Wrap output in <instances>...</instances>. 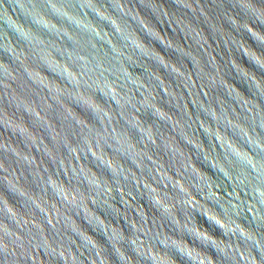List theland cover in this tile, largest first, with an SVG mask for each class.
Wrapping results in <instances>:
<instances>
[{
    "label": "water",
    "instance_id": "1",
    "mask_svg": "<svg viewBox=\"0 0 264 264\" xmlns=\"http://www.w3.org/2000/svg\"><path fill=\"white\" fill-rule=\"evenodd\" d=\"M55 2L58 3L57 11L61 14L67 6L80 3L85 9L90 8L98 13L101 19L91 11L88 12L87 18L72 14V18L82 26L81 29H76L73 25L61 23L52 16V19L61 24L52 28L50 35L47 30L37 28L27 16H31L39 23H47L50 28L54 22L39 15L36 9L31 10L27 0H21L24 13L17 6L16 0H0V7L6 8L7 13L11 14L0 17V227L19 232L16 223L19 222L20 228L27 229L35 225L45 234L49 231L55 239L63 240L66 249H71L72 256L68 264H128L123 248L132 256V264H151L150 261L140 257L146 255L150 239L157 233L166 245L180 247L197 260L200 255L198 250L189 248L182 238L168 236V229L172 230L168 214L159 216L158 212L155 213L144 198L149 195L144 185L147 184L157 193L166 192L174 202L179 197V192L172 191L169 181L173 184L178 182L179 187L190 193L193 201L199 203V211L210 217L213 214L207 203L209 198L215 203H222L230 198L232 190L227 181L207 168L203 159L220 168L223 156L220 155L219 145H216L217 137L225 148L229 143L234 147L239 146V143L247 147L239 137L251 132L245 124H249L252 120L253 128L255 122H258L261 129H264V99L259 100L261 106L258 107L261 109H258L252 104L254 101L246 97L257 99L255 88H259L261 90L259 94L264 95V82L250 72L253 71L264 77V71L256 68L243 57L242 53L236 51V48L241 47L249 57L254 55L241 39L247 41L258 52H262L261 55H264V46L253 41L247 32L234 29L225 19V14L235 15L241 22L247 19L243 10L235 5V0H177L182 7H179L175 0H64V7L59 5L61 0ZM36 3L43 10L41 0H36ZM255 3L264 7V0H255ZM76 8L79 11L78 5ZM114 8L118 11L122 10L123 15L116 16ZM127 17H132L142 25L153 39H150L134 21ZM169 21L173 23L175 31L169 27ZM108 22L118 29L125 40L133 41L144 56L151 59L147 61L143 57L123 53L128 56L127 60H123V55L121 56L125 65L121 71L127 73L125 78L135 84L143 83L148 91L144 92L143 107L136 104L138 112L127 107H122L120 112H116L114 108L109 110L110 115L114 114L112 127L117 131V138L119 139L121 133L123 134L124 138L121 139V143H125L123 147L137 146L135 140L139 141L140 135L134 130L136 128L154 140L156 148L146 144L148 158L141 165L142 177L141 172L136 171L135 166L128 160H121L123 158L120 159L116 153L104 154L105 138L102 134L97 137L99 150L95 142L91 147L97 163L91 157L85 160L82 150L88 151L86 133L88 130L100 133L98 121L88 111L95 109L97 114H100L106 107L103 104L106 101L99 95L97 99L100 101L94 95L83 94L77 95L75 99L85 110L75 104L72 105L70 100L65 99L67 93L64 86L59 80H54L58 77L51 73L65 72V65L57 61V56L58 58L66 56L70 49L74 56L80 53L93 54L101 62L111 57L109 44L116 52H121L119 39ZM254 26L264 31V27ZM134 27L137 32L134 31ZM11 28L18 31L24 39L20 40ZM138 32L146 43L155 45L164 56L155 48L147 46ZM165 32L171 39L164 36ZM62 33H68L71 37L65 35L59 38ZM185 35L191 37L187 42ZM255 35L264 39V34L255 33ZM97 36L99 40L104 41L103 44L98 42ZM190 44L191 48H189ZM229 52H233L237 60L246 65L250 71L234 59L228 64L227 60L231 59ZM152 60L163 65L168 71ZM129 62L134 67L147 68L150 73L140 68L136 71L141 72L144 77L130 73L127 69ZM69 63L72 64L71 61ZM195 64L202 73L206 71L208 64H211L217 69V74L209 78L210 82L204 81L203 77L199 78L201 73L197 71ZM45 66L51 70L48 72L49 76L45 74ZM232 67H235L240 76ZM189 70L192 74L186 73ZM225 75L236 83L246 96L230 83ZM245 80H248L249 85L254 89L250 88ZM252 81H255V84H252ZM129 88L131 93L135 94V99L132 100L135 104V100L139 99V93L131 84ZM228 96L240 103L241 108H250L252 114L242 111ZM218 102L221 109L213 111L216 105L219 107ZM152 111L164 122L158 121ZM204 112L214 116L217 121L221 117L219 126L225 131L231 126L232 130L227 131L228 135H225L223 130L217 132L210 127V121ZM228 118L231 119V125L228 123ZM104 123L107 125V120ZM257 131L264 136V131L260 129ZM204 133H207L208 137ZM179 136H182L186 143ZM160 137L165 140L163 146L160 145ZM209 140L215 146L214 149ZM107 142L111 145L110 139ZM111 146L115 147V145ZM161 147L167 150L169 158L160 150ZM121 151L124 149L122 148ZM101 161L105 166L110 164L114 170L117 162L125 172L129 171L128 166L132 167L130 171L134 176H128L126 184L120 182V192L113 187L110 198L104 199L103 196L100 199L94 198L97 206L104 209L100 215L106 216L108 220L97 214L85 194L82 211L79 214L87 221L86 224L83 220L80 222L76 219L72 208L67 205L61 208L60 201L52 197L51 189L55 188L61 196L79 205L80 198L76 196V190L81 193L84 191L79 174L86 177L90 184L98 183L101 179L100 175L106 176L108 179L103 178L104 182L111 185L113 178L108 170L97 166ZM196 163L214 177L203 172ZM157 167L160 169V175L156 174ZM74 172L76 176L73 175ZM161 175L164 176L163 181ZM188 178H191L192 182L206 194L204 199L193 191L191 183L186 182ZM133 179L138 183H132ZM69 180L72 184H69ZM209 185H211L210 189ZM209 192H211L210 196L207 195ZM161 202L163 203V200ZM222 206L226 205L222 203ZM41 212L45 215L42 216ZM240 215L243 217L246 213L242 212ZM58 217L59 224H57ZM47 218H50V223ZM199 220L218 238L227 239L222 237L220 229L204 217H199ZM171 222L180 229L181 236L185 229L201 240L207 234L206 230L197 223L191 207L185 211L183 220L179 219V209H175ZM242 222L246 226H251L252 232H256V225L251 223V217L246 216ZM257 223L261 224L259 220ZM145 224L147 227H144ZM50 226L56 228L55 233H51ZM258 230L264 231V224H261V229ZM173 234L178 235L175 232ZM184 238L194 246L202 247L187 234ZM208 239L211 241L213 238L208 235ZM81 240L84 243H81ZM141 242L143 248L140 247ZM215 243L217 247H223L227 242L216 240ZM93 244L96 246L95 249H92ZM235 244L236 241H233V246ZM131 247L136 248L139 257ZM152 247L155 249L159 245L153 244ZM251 247L255 251L254 246ZM205 251L216 258L218 264H231L212 248ZM65 254L67 255V251ZM172 254L179 264H187L177 253L173 251ZM257 256H259L258 252ZM156 259L158 264H176L163 249H160V255ZM32 260L36 261L35 253ZM36 264H45L43 256L36 261ZM236 264H243L239 255L236 256Z\"/></svg>",
    "mask_w": 264,
    "mask_h": 264
},
{
    "label": "clouds",
    "instance_id": "2",
    "mask_svg": "<svg viewBox=\"0 0 264 264\" xmlns=\"http://www.w3.org/2000/svg\"><path fill=\"white\" fill-rule=\"evenodd\" d=\"M41 3L43 4V10L36 3V0H27V4L30 6L31 10L36 9L39 15H42L43 17H46L47 19H50L54 22L51 28L47 23H39L36 20H33L31 16L27 17L31 19L32 23L35 24L37 28H43L47 30L50 35L52 33L51 29L56 28L57 25L60 26L62 22L71 24L76 29H81L82 26L72 18V14H75L78 17L87 18L88 12H93L90 8L85 9V7H83L80 3H76L75 5L67 6L65 8V11L61 14L57 11L58 3H56L55 0H41ZM175 3L179 7H182L179 3H177V0H175ZM16 4L24 13V9L21 5V0H16ZM59 5L61 7H64V0H61V3H59ZM76 5H78L79 11H77ZM235 5L239 6V8L243 10L247 19L241 22L239 19H237L235 15L230 14H225V19L234 29H236L237 31L243 30L247 32L252 37L253 41H255L258 45L264 46V39H260L255 35V33L264 34V31L254 26L259 25L261 27H264V7L258 6L255 3V0H235ZM114 10L117 13L116 16L123 15L122 10L118 11L115 8ZM81 12L83 13V15H81ZM93 13L101 19L98 13ZM5 16H11V14L7 13L6 8L0 7V17ZM52 16L60 20L61 23H57L56 20L51 18ZM127 18H130L131 21H134L140 27V29L150 37V39H153V37L149 35L147 31L144 30L142 25L138 24L132 17ZM108 24L110 25L112 31L116 33V36L119 39V43L121 45V52H116L114 49H112V46L109 44L108 48L112 52L111 57H109L106 61L101 62L93 54L86 55L84 53H80L79 55L74 56L73 52L69 48L70 51L67 53L66 56L59 58L57 56V61L62 62L65 65V72L63 74L53 73L46 66L44 68V71L46 75H48V72H51L55 77H58V79L54 80H59V82L64 86L65 92L67 93L65 99L70 100L72 105L75 104L77 107L84 109L83 106L75 99L77 95L83 94L94 95L96 99L97 95H99L104 98V101H106V103H103L106 107L100 114H97L95 109L88 111L92 114L94 119L98 121V128L100 129V133L98 134L92 132L91 130H88V132L86 133V135L88 136V151L83 152L82 150V154L85 156V160L91 157L92 160L97 163L95 153L91 151V147L92 143L95 142L96 147L98 145L97 149L99 150L100 144L97 137L98 135L102 134L103 138H105L104 154L106 155L107 153H116L120 157V159L121 157L123 158L121 160H128L131 165L135 166L136 171L141 172L142 177L143 169L141 165H143L145 159L148 158L146 144L152 145L156 148L154 140L146 133L141 132L139 128H136L134 130L140 135V140H135L137 146L133 147L127 144V148L123 147V145L125 144L121 143V139L124 138L123 134L121 133L120 138H117V131L115 128L112 127V120L114 114L110 115L109 110L114 108L116 112H120L122 107H127L138 112L139 110L136 108V104H139L141 107H143L142 102L145 99L144 92L148 91V88L143 83L135 84L133 81L125 78L127 76V73L121 71V69L125 67L124 63L121 60V56L123 55V53H129L132 55H136L137 57H143V59L147 61L151 59L144 56L143 52L138 48V46L133 43V41L125 40L121 33L118 31V29H116L111 22H108ZM176 26L180 27L179 24H176ZM169 27H172L173 31H175V27L170 21ZM30 28L33 29L32 27ZM12 30L15 32V34L20 40L24 39L20 36L18 31L14 29ZM57 30L59 29L57 28ZM134 31H136L135 27ZM181 31L184 33L182 29ZM163 34L164 36L171 39V37L168 36L166 32ZM65 35L71 37L68 33H62L61 37L59 38H62ZM140 37L142 36L140 35ZM221 38L224 39V37ZM97 39L98 42H100L101 44L104 43V41L99 40V36H97ZM188 39H191V37L186 36V42ZM241 40L245 44H247L248 48L252 50L254 55L252 57H249L247 52L244 51L241 47L239 49L235 47L236 51L238 53H242L243 57L250 61L253 65H255L256 68L260 69L261 71H264V55H261L262 52H258L256 48H253L247 41L243 39ZM157 41L164 45L160 40ZM143 42L147 46L155 48V45H149L145 42L144 39ZM191 47L192 45L190 44L189 48ZM173 50L176 51L175 49ZM229 54L231 56V59L227 60L228 64L231 62V60L234 59L241 66L250 71L246 65H244L241 61L237 60L236 55H233V52H229ZM221 58L224 57L221 56ZM127 59L128 56L123 55V60ZM69 61H71L72 64H70ZM156 63L159 64L158 62ZM159 65L163 67L166 71H168V69L165 68L163 65ZM137 68H140L144 71H148V69L145 67H134L131 62L127 63V69L130 71V73H133L136 76L144 77L141 72L136 71ZM208 69L211 70L209 71ZM232 69L240 76V73L236 71L235 67H232ZM197 71L201 73L199 78L201 79L203 77L204 81H209L210 77H213L217 74V69H214L211 64H208V68H206V71H204L203 73L198 68ZM250 72H252L255 76L259 77L262 82H264V77H260L257 73L253 71ZM186 73L192 74L191 70ZM197 77L198 76L196 75V78ZM225 78L237 87V84L229 80L226 75ZM245 81L247 82L250 88H253L249 85L248 80ZM130 84L135 87L136 92L139 93V99L135 100V104L132 103V100L135 99V94L131 93V89L129 88ZM252 84H255V81H252ZM237 88L245 95V93L241 90L240 87ZM254 90L255 95L258 97L257 99L254 100L246 95L245 96L249 100L254 101L252 104H255L258 109H261L260 107H258V105L261 106L259 100L264 99V95L259 94L261 92L259 88H255ZM228 97L230 100L235 102L234 104H236V106L240 107V103L233 100L230 96ZM216 109L220 110L221 105L219 104V107H217L216 105L213 111H215ZM240 109L249 115L252 114L250 108L240 107ZM152 113L158 121H162L155 114L154 111H152ZM204 113L210 121V127H213L217 132L223 130L225 135H228L227 131L232 130L231 126L226 131L219 126L221 117L219 121H217V119L214 116L210 115L208 112ZM105 120H107V125H105L104 123ZM228 123L229 125H231L230 118H228ZM253 123L254 122L250 120L249 124L251 126H249V124H245L248 128L251 129L250 133L246 132L243 135H239L240 140L243 141V144H246L247 147L242 146L241 143H239V146L234 147L231 143H229L227 145V148H225V146L221 144L219 138L217 137L216 145H219L220 155L223 156L222 166L220 168L213 166L212 164L203 159L206 164V167L210 168L212 172L223 177V180L227 181L228 186H230L232 190L230 198L227 201L222 202L226 206H222V203H215L210 198L208 199L207 203L208 205H210L213 214L211 217L206 216L199 211V203L193 201L192 195L190 193L185 192L182 187H179L178 182L173 184L171 181H169V185L171 186L172 191L174 193L179 192V197L174 202L171 201V199L167 196L166 192L157 193L155 189L150 188L147 184L144 185L146 193L149 194L144 198H146L147 202L155 210V213L158 212L159 216L164 213L168 214L169 225H171L172 227L171 231L168 229V236L175 237L176 239L182 238L184 243L189 248L198 250V252L200 253L199 258L197 260H194L182 248L176 247L174 245H166L164 240L160 238V235L158 233L155 237L149 236L151 237V239L146 249V255L140 258H143L145 261H150L151 264H158L156 257L160 255V249H163L164 253L169 255L171 259L176 262V264H179V261L172 254L173 251L177 253L184 261H186L187 264H218L217 259L214 258L209 252L205 251V249L212 248L214 251L219 253L220 256H222L225 260L230 261L231 264H236L237 255L240 256V260L243 262V264H264V242H262V238H264V231L258 230L261 229V224H264V136H261L260 132L257 131V129H260L262 131H264V129H261L258 122H255V127L253 128ZM125 124L127 125V121H125ZM201 131H203V129H201ZM89 133H92V135H89ZM204 135L208 137L207 133H204ZM179 137L184 141L182 136ZM109 139L111 140V145H115V147L108 144L107 141ZM209 142L212 144L211 140H209ZM184 143L186 142L184 141ZM164 144V138L160 137V145L163 146ZM122 148L124 149V151H121ZM214 148L215 146L212 144V149ZM160 150H162L164 152V155L169 158V154L165 148L161 147ZM196 150L199 153V150ZM97 166H102L103 168L108 170V172L113 178L111 179V185L104 182L103 178L108 179V177L106 176L100 175L101 179H99L98 183L90 184L86 177L79 174L80 179L83 181L82 187L84 190L83 193H81L78 189L76 190V196L80 198L79 205L68 200L66 197L61 196L55 188L51 189L52 197L55 200L60 201L61 208H63L65 205H67L69 208H72L73 214L76 216V219L80 222L81 220H83L86 224L87 221L84 220L79 214L80 211H82L84 195L86 194L88 201L92 203L93 209L97 212L98 215H100V212L104 211V209L102 207L97 206L94 198L100 199L101 196H103L104 199L110 198L113 187H115V190L117 192H120V182L122 181L126 184V182L128 183V176H134V173L130 171L131 169H133L132 167L128 166L129 171L125 172V169L121 166L119 162H117L115 170L111 167L110 164L108 166H105L103 161L97 164ZM200 169L203 172L214 177L204 168L200 167ZM156 174L160 175L159 167H157ZM73 175L76 176L77 174L74 172ZM175 175L179 174L175 173ZM57 179H59V177H57ZM153 179L155 182V177ZM163 180L164 176L161 175V181ZM186 182L191 183L193 191L200 195L201 199L205 198L206 194L203 193L202 190L197 187L196 183L192 182L191 178H188ZM70 183L72 184L71 180H69V184ZM132 183L136 184L138 182L133 179ZM208 187L210 189L211 185H209ZM9 192L17 197L15 193L11 191ZM207 195L210 196L211 192L207 193ZM217 199H219V197H217ZM161 200H163V203L161 202ZM102 202L103 201L101 200V203ZM11 204L13 203L11 202ZM143 204L145 206V203ZM189 207L192 208V213L196 217L197 223L207 232L203 240H201L198 236H193L187 229H185L183 236H181L180 229L177 227V225L172 224L171 222V216L173 215L175 209H179V219L183 220L184 213ZM97 209H99L100 211H97ZM242 212L246 213V215H244L243 217H241L240 215ZM41 215L44 216L45 214L41 212ZM246 216L251 217V223H254L256 225V232H252V227L246 226L245 223L242 222V220ZM102 217L108 220L106 216ZM199 217H204L209 223L214 225L216 228L220 229L222 237H226L227 239L218 238L216 235L210 232L207 226L203 225L200 222ZM47 220L50 223V218H47ZM258 220L261 222V224L257 223ZM59 222L60 218L58 217L57 224H59ZM16 223L17 227L20 229L19 232H14L11 229L5 230L3 227H0V264H36V261H39L41 256H43L45 264H68L69 258L72 256V253L70 248H65L63 240L55 239L49 231L47 234H45L42 230L37 229L35 225H33L32 228L26 229L20 228L19 222ZM26 223L27 222H25V225ZM125 223L127 224L126 221ZM144 227H147V225L145 224ZM49 229H51V233L56 232V228L54 226H50ZM173 232L178 233V235H174ZM185 234H187L188 237H191L192 239L197 241L202 247H196L193 244L189 243V240L184 238ZM73 235H75V233H73ZM208 235L213 238L211 241L208 239ZM57 237L59 236L57 235ZM216 240H221L222 242L227 243L224 244L223 247H217L215 243ZM233 241H236L235 246H233ZM81 243H84V241L81 240ZM153 244H157L159 245V247L153 249ZM251 246H254L255 251H253V247ZM95 247L96 246L93 244L92 249H95ZM140 247H144L143 242H141ZM131 248L135 252L136 256L139 257L136 248ZM77 250L79 251V249ZM123 250L128 264H132V256H130L124 248ZM66 251L67 255L65 254ZM257 252L259 253V256H257ZM34 253L36 256V261L32 260V256ZM97 254L99 255V253ZM118 258L121 262L119 256Z\"/></svg>",
    "mask_w": 264,
    "mask_h": 264
}]
</instances>
